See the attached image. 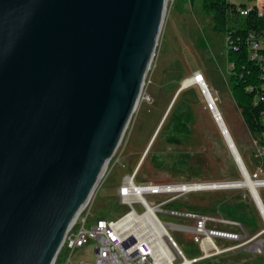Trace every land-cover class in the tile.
I'll return each instance as SVG.
<instances>
[{"label":"water","instance_id":"water-1","mask_svg":"<svg viewBox=\"0 0 264 264\" xmlns=\"http://www.w3.org/2000/svg\"><path fill=\"white\" fill-rule=\"evenodd\" d=\"M167 3L0 0V264H54L138 106ZM218 127L264 220V181Z\"/></svg>","mask_w":264,"mask_h":264},{"label":"rangeland","instance_id":"rangeland-1","mask_svg":"<svg viewBox=\"0 0 264 264\" xmlns=\"http://www.w3.org/2000/svg\"><path fill=\"white\" fill-rule=\"evenodd\" d=\"M237 6H262L261 0H229ZM227 35L216 32L212 17L204 14L202 0L180 4L168 0L155 55L143 92L123 139L86 205L82 218L89 224L117 220L129 209L120 204L118 190L137 172V186L222 185L246 182L199 87L181 90L183 81L202 74L230 137L248 173L264 181V147L245 125L231 91ZM213 110V109H212ZM178 116L188 121L186 134H178ZM219 124V123H218ZM179 143H170L171 136ZM264 204V188L257 190ZM154 200L158 199L153 198ZM151 204H154L150 199ZM143 213L140 205H135ZM177 209L220 215L241 225L244 246L232 254L197 264H264V220L245 189L198 191L185 195L164 210ZM164 224L191 226L186 220L158 214ZM242 228V230H241ZM167 231V230H166ZM188 260L202 256L193 237L168 230ZM225 248V246H220ZM93 248L77 251L74 264L93 262ZM59 257L58 263L63 260Z\"/></svg>","mask_w":264,"mask_h":264},{"label":"built area","instance_id":"built-area-1","mask_svg":"<svg viewBox=\"0 0 264 264\" xmlns=\"http://www.w3.org/2000/svg\"><path fill=\"white\" fill-rule=\"evenodd\" d=\"M261 1L262 6L257 7L258 14L264 18V0ZM253 8L239 9V12L245 17ZM248 43L250 59L264 70V37L252 32L249 34ZM135 175L132 177L135 178ZM129 179L130 176L126 177L118 190L120 204L129 211L115 221L100 219L89 224L87 219L82 218L84 208L70 227L54 264L58 263L62 255L64 258L60 264H74L73 255L86 248H93V262L81 261L79 264H197L232 254L244 246L243 234L237 230L241 225L233 220L220 215H205L177 209L164 210L185 195L198 192L190 188L192 185L142 186V196L136 197L133 195ZM156 197L158 199L154 200ZM150 199L154 204H151ZM135 205H140L143 213H138ZM149 208L154 209L152 224H148V220L144 218ZM159 213L186 220L191 226L164 224L158 217ZM137 223H144L143 227L147 224L146 228L151 233L149 238L139 239L136 236L133 224ZM154 225H157L158 232ZM164 226L167 230L166 237L160 233ZM169 229L190 234L200 247L202 256L188 260L170 235Z\"/></svg>","mask_w":264,"mask_h":264},{"label":"trees","instance_id":"trees-1","mask_svg":"<svg viewBox=\"0 0 264 264\" xmlns=\"http://www.w3.org/2000/svg\"><path fill=\"white\" fill-rule=\"evenodd\" d=\"M180 4L195 0H177ZM237 6L229 0H202V10L212 17V26L216 32L227 35L228 61L231 66V91L241 117L253 136H260L264 147V70L257 62L250 59L248 37L254 32L264 37V18L259 17L258 8L254 7L248 16H242ZM264 56V50L262 51ZM175 130L186 134L188 121L183 122L178 116ZM170 143L178 144V136H171Z\"/></svg>","mask_w":264,"mask_h":264},{"label":"bare ground","instance_id":"bare-ground-1","mask_svg":"<svg viewBox=\"0 0 264 264\" xmlns=\"http://www.w3.org/2000/svg\"><path fill=\"white\" fill-rule=\"evenodd\" d=\"M192 87H199L202 90V94L204 95V97L206 98L207 102L210 103L213 107V112L216 113L221 119L217 122L219 123L218 125L222 126L224 123V120L222 119V116L220 115V112L218 111L215 101L212 97V94L209 91V87L207 86L205 79L203 78L202 74L193 76L192 78H189L185 81L182 82L181 84V90H188ZM139 104V103H138ZM137 109V108H136ZM226 127V126H225ZM226 130L228 132V129L226 127ZM228 135L230 136L229 132ZM231 138V137H230ZM228 145V144H227ZM229 148V146H228ZM229 150L231 151V149L229 148ZM232 153V151H231ZM104 172H106V169L104 170ZM137 175V172L135 173ZM104 175V173H103ZM102 175V177H103ZM101 177V179H102ZM136 178V177H135ZM135 178L134 177H130L129 181H130V187L133 190V195L136 197H141L142 196V186H137L135 183ZM246 180V179H245ZM101 181V180H100ZM249 183V184H248ZM233 184H220V185H204V186H200V185H196V186H191L190 188L194 189L195 191H216V190H230V189H245L248 190L250 192L251 198L254 201V203L256 204V207L258 209V211L260 212L261 215V206L259 204V201L257 200V196L253 193V183H250L249 181L246 180V182H244V184L240 187H234L232 186ZM256 191L260 188H264V184H261L259 186H257L256 184ZM258 193V191H257ZM259 196V194H258ZM154 214V209L153 208H149L148 213H146L144 215V218L146 220H148V224H152L151 223V219L153 217ZM262 216V215H261ZM139 222V220H137ZM144 223H137V224H133L135 231L134 233L136 234V236H138L139 239H147L150 237L151 233H149V230L146 228L147 224H145V226L143 227ZM154 228H156V232H158L157 230L158 227L157 225H154ZM163 231H160V233H162V236H167L166 234V227L164 226V228L162 229ZM175 241V240H174ZM179 247V246H178ZM165 253V252H164Z\"/></svg>","mask_w":264,"mask_h":264},{"label":"crops","instance_id":"crops-1","mask_svg":"<svg viewBox=\"0 0 264 264\" xmlns=\"http://www.w3.org/2000/svg\"><path fill=\"white\" fill-rule=\"evenodd\" d=\"M247 6V5H246ZM248 7V6H247ZM204 78V77H203Z\"/></svg>","mask_w":264,"mask_h":264}]
</instances>
